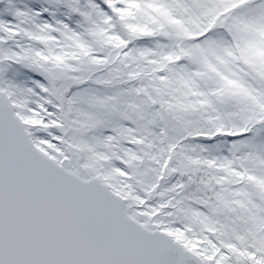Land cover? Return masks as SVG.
I'll use <instances>...</instances> for the list:
<instances>
[{"label": "snow or ice", "instance_id": "obj_1", "mask_svg": "<svg viewBox=\"0 0 264 264\" xmlns=\"http://www.w3.org/2000/svg\"><path fill=\"white\" fill-rule=\"evenodd\" d=\"M0 264H264V0H0Z\"/></svg>", "mask_w": 264, "mask_h": 264}]
</instances>
